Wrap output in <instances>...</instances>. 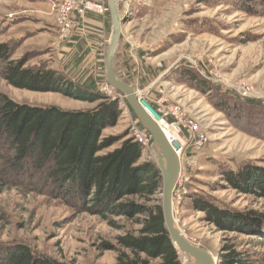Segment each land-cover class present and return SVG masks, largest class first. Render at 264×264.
<instances>
[{
  "label": "rangeland",
  "instance_id": "1",
  "mask_svg": "<svg viewBox=\"0 0 264 264\" xmlns=\"http://www.w3.org/2000/svg\"><path fill=\"white\" fill-rule=\"evenodd\" d=\"M44 2L0 0V22L7 26L0 25V46L9 44L10 59L27 60L25 66L41 63L52 68L46 59L53 56L50 46L57 34L67 40L61 35L56 14L45 13ZM247 2L253 7H247ZM118 5L125 13L114 61L118 77L132 85L155 113L169 123L179 121L181 133L187 131L183 124L193 121L206 137L201 148L183 149L182 182L174 193L172 210L185 237L210 249L219 259L225 238L238 234L221 231L210 222L206 211L193 204L194 197L205 196L237 211L264 212L263 197L239 192L222 177V172L238 169L246 161L264 166L263 6L260 0H118ZM55 19L58 33L31 37L30 29L41 32L45 28L41 20L55 24ZM110 28L106 44L98 52L100 61L88 68L95 70L91 83L101 88L106 98L116 99L120 116L116 125L102 130L99 140L108 138L114 143L97 154H107L133 138L142 147L138 162L157 164L153 138L139 128L125 95L107 83L106 54L112 24ZM22 32L28 35L20 37ZM3 65L0 61V68ZM156 81L157 86L148 89ZM240 90L251 96H240ZM0 93L19 103L64 110H92L102 102L19 88L3 77L1 69ZM174 108L179 109L180 119L172 114ZM172 134L177 141L172 144L180 152L183 144L171 130L169 139ZM31 169L27 174L6 172L0 163L3 249L28 246L65 264H115L117 238L128 232L137 234L141 228L137 220L88 210L75 193L68 195L54 182L42 179L38 168ZM87 196L83 200L87 201ZM159 201L162 203V193L154 203ZM238 237L241 248L253 249L246 234ZM179 254L182 264L192 262L189 255Z\"/></svg>",
  "mask_w": 264,
  "mask_h": 264
},
{
  "label": "trees",
  "instance_id": "2",
  "mask_svg": "<svg viewBox=\"0 0 264 264\" xmlns=\"http://www.w3.org/2000/svg\"><path fill=\"white\" fill-rule=\"evenodd\" d=\"M260 3L264 10V0ZM246 5L253 7L251 2ZM3 22L0 25L7 27ZM11 52L9 44L0 46L1 74L10 84L102 102L92 110H64L19 103L0 93V163L5 171L27 174L38 168L42 179L54 182L68 195L75 193L88 210L135 218L141 228L137 234L128 232L117 238L115 264H182L165 224L162 203H154L162 193L158 165L138 162L142 147L133 138L107 154H97L114 143L108 138L99 140L102 130L116 125L120 116L116 99L106 98L94 84L73 80L50 66H25L27 60H11ZM163 129L169 137L170 130ZM222 177L237 191L264 198V166L246 161L238 169L222 172ZM85 194L87 201L83 200ZM193 204L206 211L221 231L249 237L253 249L241 248L238 236L225 238L219 264H264V212L237 211L201 195L194 197ZM18 247L4 250L0 244V264H65L28 246Z\"/></svg>",
  "mask_w": 264,
  "mask_h": 264
},
{
  "label": "water",
  "instance_id": "3",
  "mask_svg": "<svg viewBox=\"0 0 264 264\" xmlns=\"http://www.w3.org/2000/svg\"><path fill=\"white\" fill-rule=\"evenodd\" d=\"M107 3L112 21L111 39L106 54L107 83L125 95L129 108L153 138L152 146L156 152L157 165L162 175V210L171 239L180 252L192 258L190 264H219L218 258L207 249L192 243L175 223L172 201L181 170L180 158L151 114L154 111L151 105L143 97L138 96L135 88L120 79L116 73L115 54L121 39L125 13L121 11L118 0H107Z\"/></svg>",
  "mask_w": 264,
  "mask_h": 264
},
{
  "label": "crops",
  "instance_id": "4",
  "mask_svg": "<svg viewBox=\"0 0 264 264\" xmlns=\"http://www.w3.org/2000/svg\"><path fill=\"white\" fill-rule=\"evenodd\" d=\"M99 1L104 2L105 0ZM44 4L47 6L45 13L48 16H52L55 12L52 10L50 2L45 0ZM41 21L45 28H43L41 32H38L37 28L30 29L29 33L32 34V38H36L40 33L52 34L55 31L58 33L56 19L55 24H50L47 20L46 22H44V20ZM33 22L35 23V21ZM111 24V16L108 12L104 14L87 13L85 16H76L74 24V31L76 34H73V36L67 40L60 39L59 34H57L58 36L56 35L57 37L50 46V48L54 50L53 56L50 57V59H46L50 61L49 64L54 70L63 72L68 75V77L78 82L90 84L93 81V73H95V70H90L91 68H88V65L91 67L100 61V59H98V52L101 51V48L106 44V39L108 38V34H110ZM27 35L28 32H22L20 37H25ZM100 55L101 54H99V56ZM157 84V81L151 83L148 89L153 90ZM207 250L213 254V251L210 249Z\"/></svg>",
  "mask_w": 264,
  "mask_h": 264
},
{
  "label": "built area",
  "instance_id": "5",
  "mask_svg": "<svg viewBox=\"0 0 264 264\" xmlns=\"http://www.w3.org/2000/svg\"><path fill=\"white\" fill-rule=\"evenodd\" d=\"M48 1L51 4L52 10L56 14L57 23L61 31V35L66 39H69L72 36L73 30L75 28L74 24H75L76 16H85L87 13L104 14L109 12L108 3H106V1L104 2L99 0H48ZM99 90L103 92L101 88H99ZM238 94L242 97L251 96L248 95V92L244 90L238 91ZM151 114L153 115L155 120L159 123L161 128L164 127L165 129L171 130L172 132L176 133L180 138V142H182L183 144V147L180 150V152H177L176 149L173 147L176 153L178 154V156L180 157V162H181V170L176 185V188H178V186L181 185L182 182L181 176L183 171V161H182L183 149L186 147H192V149L201 148L204 142L206 141V137L203 133L200 132L198 126L193 121H186L183 124V126L187 128V131L184 130L181 133L182 126L180 125L181 123L179 121L176 120L173 123H169L162 115L155 113V111L151 112ZM172 114L176 117V119L181 118L180 111L178 108H174ZM188 127L190 130L188 129ZM139 128L152 138L150 133L144 127H141L139 125ZM137 138L141 141L140 135L137 134ZM170 140H169L170 143L177 142L175 140L174 134L170 136ZM176 188L174 190V193L176 191ZM174 193H173V198H174Z\"/></svg>",
  "mask_w": 264,
  "mask_h": 264
},
{
  "label": "bare ground",
  "instance_id": "6",
  "mask_svg": "<svg viewBox=\"0 0 264 264\" xmlns=\"http://www.w3.org/2000/svg\"><path fill=\"white\" fill-rule=\"evenodd\" d=\"M162 129H163V127H162ZM163 131H164L166 137L168 138V140H170L164 129H163ZM171 145L174 147V145H173L172 143H171ZM174 148H175V147H174ZM176 151H177V150H176ZM177 152H178V151H177ZM179 158H180V157H179Z\"/></svg>",
  "mask_w": 264,
  "mask_h": 264
}]
</instances>
